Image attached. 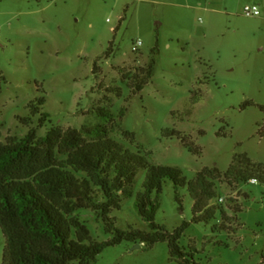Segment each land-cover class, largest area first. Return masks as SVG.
<instances>
[{"label": "rangeland", "instance_id": "obj_1", "mask_svg": "<svg viewBox=\"0 0 264 264\" xmlns=\"http://www.w3.org/2000/svg\"><path fill=\"white\" fill-rule=\"evenodd\" d=\"M253 4L261 16L243 14ZM153 61V78L135 93ZM52 129L78 130L87 143L113 139L150 164L180 169L188 182L205 168L221 170L209 201L214 219L193 223L188 186L167 180L156 223L173 233L189 222L181 246L201 264H264L261 174L252 170L257 183L224 178L237 154L264 164V0H0V144L31 130L42 140ZM67 168L107 203L90 173ZM146 176L141 170L117 194L110 217L121 230L154 232L138 208ZM73 219L92 242L114 238L95 208H77ZM137 244L108 247L95 264H181L168 243ZM5 247L0 226V264Z\"/></svg>", "mask_w": 264, "mask_h": 264}, {"label": "trees", "instance_id": "obj_2", "mask_svg": "<svg viewBox=\"0 0 264 264\" xmlns=\"http://www.w3.org/2000/svg\"><path fill=\"white\" fill-rule=\"evenodd\" d=\"M154 66L153 61L146 71V80L136 85L135 93L143 91L146 81L153 78ZM39 102L40 106L46 103L43 99ZM50 117L45 113L41 124ZM184 143L198 153L197 148ZM57 150L68 155L66 163L57 159ZM67 165L76 171L90 173L105 194L107 203L100 205L93 196L91 183L80 181ZM255 165L248 154H237L224 178L241 182L250 180L256 167L262 177L261 183H264V164ZM112 169L114 179L110 176ZM141 170H146L147 176L145 195L139 198L138 208L151 223L153 233L121 230L110 217L112 209L120 207L117 194L125 191ZM221 173L217 168H205L196 180L188 182L180 169L150 164L140 153L126 149L110 138L87 143L82 141L78 130L61 132L52 129L44 139L38 140L36 130H31L20 142L0 144V226L6 238L3 264H95L108 247L124 242L145 244L147 249L168 243L173 260L181 264H201L196 259L197 251L181 246L189 222L173 233L156 223L158 196L163 193L167 180L179 187L188 186L195 202L193 223H208L215 218L216 211L209 204L217 198L213 181L223 178ZM153 194L157 195L155 200ZM77 208L101 211L106 232L114 238L92 242L90 229L78 219L71 220ZM73 226L77 228L76 239L73 238Z\"/></svg>", "mask_w": 264, "mask_h": 264}, {"label": "built area", "instance_id": "obj_3", "mask_svg": "<svg viewBox=\"0 0 264 264\" xmlns=\"http://www.w3.org/2000/svg\"><path fill=\"white\" fill-rule=\"evenodd\" d=\"M262 9L259 5L253 4V5H247L245 6L243 10V14L246 16H251V17H258L262 15ZM138 45H141V42H138ZM136 49V48H135ZM258 181L256 179H252L250 183H257ZM222 201H224L222 199Z\"/></svg>", "mask_w": 264, "mask_h": 264}, {"label": "water", "instance_id": "obj_4", "mask_svg": "<svg viewBox=\"0 0 264 264\" xmlns=\"http://www.w3.org/2000/svg\"><path fill=\"white\" fill-rule=\"evenodd\" d=\"M142 247L141 244H137L136 247L134 249H140Z\"/></svg>", "mask_w": 264, "mask_h": 264}]
</instances>
